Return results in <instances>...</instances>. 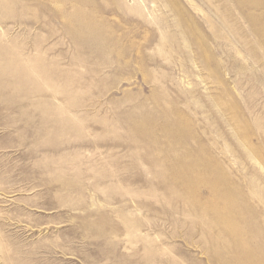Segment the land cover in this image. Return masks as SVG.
Masks as SVG:
<instances>
[{
	"label": "rangeland",
	"instance_id": "1",
	"mask_svg": "<svg viewBox=\"0 0 264 264\" xmlns=\"http://www.w3.org/2000/svg\"><path fill=\"white\" fill-rule=\"evenodd\" d=\"M0 264H264V0H0Z\"/></svg>",
	"mask_w": 264,
	"mask_h": 264
},
{
	"label": "bare ground",
	"instance_id": "2",
	"mask_svg": "<svg viewBox=\"0 0 264 264\" xmlns=\"http://www.w3.org/2000/svg\"><path fill=\"white\" fill-rule=\"evenodd\" d=\"M222 185V184H221ZM228 193V192H227ZM231 206V205H230ZM245 229V228H244ZM238 262V261H237Z\"/></svg>",
	"mask_w": 264,
	"mask_h": 264
}]
</instances>
